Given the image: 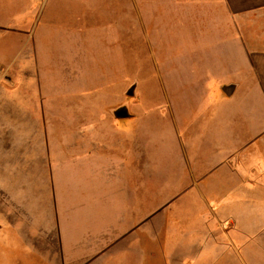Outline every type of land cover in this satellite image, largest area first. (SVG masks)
I'll list each match as a JSON object with an SVG mask.
<instances>
[{
  "label": "rangeland",
  "instance_id": "rangeland-1",
  "mask_svg": "<svg viewBox=\"0 0 264 264\" xmlns=\"http://www.w3.org/2000/svg\"><path fill=\"white\" fill-rule=\"evenodd\" d=\"M230 15L224 0H0L3 152L12 145L33 152L41 134L99 138L97 155L73 147L60 156L58 193L73 203L64 217L70 245L98 232L91 249L106 240L110 249L145 245L157 249L148 264L173 256L184 264H264V200L257 236L242 232L252 221H225L224 203L242 193L235 157L220 171L219 62L225 41L233 47ZM121 110L128 117H116ZM95 158L109 159L110 173L91 172ZM36 192L32 211L46 204ZM101 194L109 204L105 243L96 225ZM245 198L237 210L247 215ZM36 217L46 221L45 211ZM173 243L191 247L177 253Z\"/></svg>",
  "mask_w": 264,
  "mask_h": 264
},
{
  "label": "crops",
  "instance_id": "crops-1",
  "mask_svg": "<svg viewBox=\"0 0 264 264\" xmlns=\"http://www.w3.org/2000/svg\"><path fill=\"white\" fill-rule=\"evenodd\" d=\"M224 4L233 13L230 18L234 37L233 47L229 45L228 48L225 41L220 52V88L225 93L221 94L219 107V142L221 150H224L220 171L235 157V174L242 177L239 187L242 193L224 203L226 207H231L225 208L228 216L225 221H252V225L242 232L250 231L251 236H257L259 205L260 200H264V0H224ZM2 100L0 92V103ZM35 120L36 124H43L41 118ZM73 147L87 154L94 151L97 155L99 138L77 132L73 136L61 137L59 134L53 139L48 134H41L38 144L33 145V152L18 145H12L9 151L3 152L0 143V264H110L111 256L123 252L128 254V264H146V261L148 264V258L156 259L157 249L148 251L145 245L110 249V241L106 240L101 249H91L98 246V232L91 240L83 242L81 238L74 247L70 245L64 232V217L65 208L73 206V203L63 200L58 190H61V183L65 180L62 168L66 161L65 157H60L65 153L62 150ZM92 162L88 165L91 172L110 173L109 159L97 161L95 158ZM43 174L48 176L45 181ZM36 175H41V181L36 179ZM38 190L45 196V210L39 204L38 210L32 211L28 205L34 204ZM241 196L250 202L251 209L247 215L237 210ZM100 198L102 200L97 207L101 213L97 216L96 225L103 224L99 234L103 236L106 232L108 237L109 225L105 223L109 216H105L104 206L109 212V204L104 195L101 194ZM44 211L46 221L43 217L33 219L35 213L43 215ZM253 221L255 233L252 232ZM139 232L143 234V231ZM172 246L177 253L178 249L191 247L188 244L183 248L174 243ZM173 257L170 264H184Z\"/></svg>",
  "mask_w": 264,
  "mask_h": 264
},
{
  "label": "water",
  "instance_id": "water-1",
  "mask_svg": "<svg viewBox=\"0 0 264 264\" xmlns=\"http://www.w3.org/2000/svg\"><path fill=\"white\" fill-rule=\"evenodd\" d=\"M116 117H118V118H126V117H128V114L126 113V111L121 110V111H118L116 113Z\"/></svg>",
  "mask_w": 264,
  "mask_h": 264
}]
</instances>
